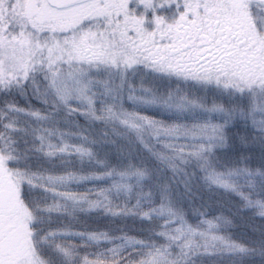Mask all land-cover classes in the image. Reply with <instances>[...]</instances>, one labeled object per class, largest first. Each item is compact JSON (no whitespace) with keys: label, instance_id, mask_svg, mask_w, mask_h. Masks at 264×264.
<instances>
[{"label":"snow or ice","instance_id":"obj_1","mask_svg":"<svg viewBox=\"0 0 264 264\" xmlns=\"http://www.w3.org/2000/svg\"><path fill=\"white\" fill-rule=\"evenodd\" d=\"M0 264H264V0H0Z\"/></svg>","mask_w":264,"mask_h":264},{"label":"rangeland","instance_id":"obj_2","mask_svg":"<svg viewBox=\"0 0 264 264\" xmlns=\"http://www.w3.org/2000/svg\"><path fill=\"white\" fill-rule=\"evenodd\" d=\"M130 7H136V6L130 5ZM136 11H137V14H139L141 11H144V9L142 6H138V7H136ZM156 14L157 15H163L166 18H174L175 14H176V6L175 5H168V6L157 8ZM145 15L150 20L152 17V11L151 10L147 11L145 13ZM145 27L148 28L149 30H151L153 25L146 22Z\"/></svg>","mask_w":264,"mask_h":264}]
</instances>
